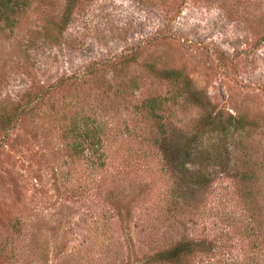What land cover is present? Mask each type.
Returning <instances> with one entry per match:
<instances>
[{
	"label": "rangeland",
	"instance_id": "rangeland-1",
	"mask_svg": "<svg viewBox=\"0 0 264 264\" xmlns=\"http://www.w3.org/2000/svg\"><path fill=\"white\" fill-rule=\"evenodd\" d=\"M65 2L33 0L14 26L0 32V103H16L29 84L81 71L89 61L152 37L139 53L138 68L180 69L214 109L255 125L240 136L253 141L254 157L264 160V0H75L58 31ZM169 89L148 78L136 93ZM181 104L170 105L179 116L195 118L199 109L182 112ZM70 161L57 126L36 134L21 122L0 145V264H151L159 245L133 221L124 230L115 227L103 247L94 244L88 229L102 217L92 211L96 200L69 193L60 171ZM230 178L216 176L215 192L194 217L197 224L187 226L193 234L226 240L215 248L214 264H244L257 253L241 233H221L224 211L235 209L232 194L218 202L223 187L232 192ZM203 258L189 264H206Z\"/></svg>",
	"mask_w": 264,
	"mask_h": 264
},
{
	"label": "trees",
	"instance_id": "trees-1",
	"mask_svg": "<svg viewBox=\"0 0 264 264\" xmlns=\"http://www.w3.org/2000/svg\"><path fill=\"white\" fill-rule=\"evenodd\" d=\"M32 2L0 0V32L14 26ZM74 6L75 0H66L58 31ZM51 30L46 27L45 35ZM152 41L89 61L81 71L41 79L25 87L16 103H0V145L21 122L36 134L59 127L72 159L60 176L71 195L96 200L92 211L102 217L88 229L94 244L103 247L115 227L124 230L133 221V228L143 227L159 245L151 264H189L198 256L216 262L215 248L226 240L193 234L187 226L197 224L194 217L215 192L216 176L228 174L232 192L223 187L218 202L232 194L235 209L224 211L221 233H241L257 250L244 264H264V160L254 157L253 141L240 136L255 125L214 109L180 69H139V53ZM148 78L170 89L136 93ZM180 102L182 112L199 109L195 118L179 116L170 105ZM74 254L83 261L79 249Z\"/></svg>",
	"mask_w": 264,
	"mask_h": 264
}]
</instances>
